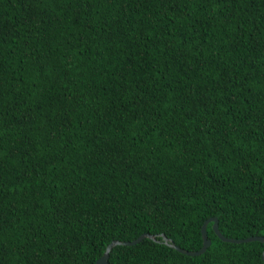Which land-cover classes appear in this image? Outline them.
<instances>
[{
  "label": "trees",
  "instance_id": "16d2710c",
  "mask_svg": "<svg viewBox=\"0 0 264 264\" xmlns=\"http://www.w3.org/2000/svg\"><path fill=\"white\" fill-rule=\"evenodd\" d=\"M264 0H0V264H263Z\"/></svg>",
  "mask_w": 264,
  "mask_h": 264
},
{
  "label": "water",
  "instance_id": "95a60500",
  "mask_svg": "<svg viewBox=\"0 0 264 264\" xmlns=\"http://www.w3.org/2000/svg\"><path fill=\"white\" fill-rule=\"evenodd\" d=\"M212 222L211 224V229L213 231V233L221 240L224 242H232V243H240V242H249V241H259L263 244V250L261 252V260L264 264V237L261 235H254V236H248L245 238H241V239H234V238H228L223 236L222 234H220L218 228H217V220L216 218L210 217L206 220H204L201 225H200V237H201V246L199 249L197 250H186L183 248H180L178 246H176L175 244H173L171 241H169V239H167L163 234H161V240L164 244H166L167 246L173 248L175 251L185 254V255H198L200 253H202L210 244V240L207 238L206 236V231H205V227L207 222ZM142 238H152L150 237L148 234L146 233H142L140 235H138L135 239L130 240V241H116V240H112L110 241L103 253L94 261V264H108L107 262V258H108V253L110 251V249L114 246V245H133L136 244L137 242H139Z\"/></svg>",
  "mask_w": 264,
  "mask_h": 264
}]
</instances>
